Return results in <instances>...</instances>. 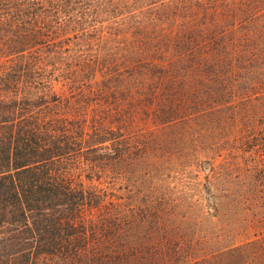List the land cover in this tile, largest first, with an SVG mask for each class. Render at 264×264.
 Wrapping results in <instances>:
<instances>
[{"label": "trees", "instance_id": "1", "mask_svg": "<svg viewBox=\"0 0 264 264\" xmlns=\"http://www.w3.org/2000/svg\"><path fill=\"white\" fill-rule=\"evenodd\" d=\"M252 1L208 0L181 24L139 12L141 33L121 41L90 34L89 18L132 19L152 0H0V264H264V234L227 229L243 198L214 199L231 243L212 250L198 248L206 218L175 200L120 202L123 166L150 154L134 151L140 120L168 143L182 129L174 143H194L193 157L241 149L264 169V49L247 33L264 11ZM223 124L238 133L209 132Z\"/></svg>", "mask_w": 264, "mask_h": 264}, {"label": "rangeland", "instance_id": "2", "mask_svg": "<svg viewBox=\"0 0 264 264\" xmlns=\"http://www.w3.org/2000/svg\"><path fill=\"white\" fill-rule=\"evenodd\" d=\"M206 1L208 0H152L151 8L135 11L136 13L129 15L132 19H128V16L120 12L98 16L94 14L89 18L88 32L100 35L105 40L108 38L122 41V38L141 33L135 23L138 17H133L139 12L144 13L139 15L140 19L160 20L163 24H169L168 22L181 24L191 18H200L199 7ZM252 2L257 3L260 13L264 11V0ZM148 9L150 13H145ZM262 19L261 28L258 31L254 30L253 26L251 30L247 28V33L253 31L252 35L257 36L255 40L258 45L255 48L258 49H264V17ZM152 32L160 33L161 30L150 31ZM109 48L121 47L109 46ZM236 105L241 106V104ZM144 122L140 120L135 128V138L138 143L134 151L140 152V147L145 142L150 149V154L141 160V164L137 165L134 171L128 165V167L123 166L120 177V202L123 204L124 211H128L130 202L132 203L130 196L136 197L133 203L138 204L141 212L145 201L159 199L162 207L167 209L168 205L175 200L181 214L191 211L196 215H202V219L206 218L205 223L196 233L199 240L198 248H207L211 244L212 250L216 249V246L231 243L222 229L223 222L230 218H218L217 215V219H211L210 213L214 212L215 206L214 199L243 198L244 208L231 218L237 220V227L227 225V229L232 230L230 233L234 232L241 237L248 234L250 238H255L256 235L264 234V169L260 170L256 166L258 152L255 155L252 154L253 156L250 154L249 157V153L241 149L233 153L226 151L225 148L217 149L215 152L217 156L211 155V162H214L217 173L208 181L202 160L210 159L211 156L204 155L201 150L193 157L194 143H174V138L178 137V132L182 129L175 127L173 138L168 143L159 126H156L153 121L151 124ZM213 127L215 128L211 129L210 133L223 136L230 132L232 138L239 130L238 127H230L227 124ZM217 214L222 216V211Z\"/></svg>", "mask_w": 264, "mask_h": 264}]
</instances>
